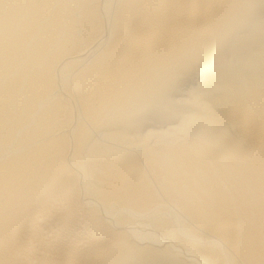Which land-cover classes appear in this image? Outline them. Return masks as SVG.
<instances>
[{
	"label": "bare ground",
	"instance_id": "obj_1",
	"mask_svg": "<svg viewBox=\"0 0 264 264\" xmlns=\"http://www.w3.org/2000/svg\"><path fill=\"white\" fill-rule=\"evenodd\" d=\"M0 264H264V0H0Z\"/></svg>",
	"mask_w": 264,
	"mask_h": 264
}]
</instances>
